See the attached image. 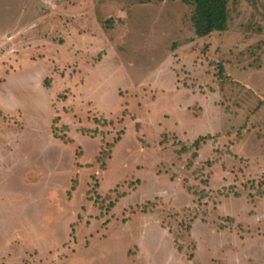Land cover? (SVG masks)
<instances>
[{
    "label": "rangeland",
    "instance_id": "374dc122",
    "mask_svg": "<svg viewBox=\"0 0 264 264\" xmlns=\"http://www.w3.org/2000/svg\"><path fill=\"white\" fill-rule=\"evenodd\" d=\"M226 8L0 0V264H264V0Z\"/></svg>",
    "mask_w": 264,
    "mask_h": 264
},
{
    "label": "trees",
    "instance_id": "16d2710c",
    "mask_svg": "<svg viewBox=\"0 0 264 264\" xmlns=\"http://www.w3.org/2000/svg\"><path fill=\"white\" fill-rule=\"evenodd\" d=\"M145 1H161V0H145ZM185 4H189L193 6V12L192 15L190 17L192 25H193V29H194V34L196 37H205L209 34H211L213 31L215 30H223L224 29V23L226 20V14H227V2L228 0H180ZM122 114L125 115L127 112L125 109L122 110ZM58 117H54L52 122H51V135L57 139L59 142L62 143H69V142H74L72 140V138H70L69 136H67L65 133H67V131L69 130V125L66 122H63L61 124H56V120ZM119 121L121 122L122 120L119 119ZM112 121H109V124H111ZM59 125V127H61V129L63 130L62 134H58L56 132V128ZM82 133H86L87 129L82 128ZM209 138V136H205V135H201L198 136L196 139H194L193 141H185L183 142L182 140H175L174 144L178 145L179 148L176 149L175 153L177 154L178 157H181V155L184 154H188L190 152V156H188L186 158L185 161V169L189 170L192 165H193V158L198 156V148L200 147L201 144H203L207 139ZM117 140H119V138L113 140V142H111L109 144V146L112 148L117 142ZM164 142V141H162ZM166 142H164L165 144ZM169 149V148H168ZM170 150L173 152L172 148H170ZM100 153H102L100 151ZM175 153L174 154V158H175ZM102 154H99L97 156V160H102V158H100ZM178 161L180 165H182L183 161L176 159L174 160V162ZM203 165L204 166H211L213 164V160L211 159H207L205 161H203ZM103 163H101L102 165ZM176 164V163H175ZM174 166V165H173ZM172 166V167H173ZM197 172V169H195L193 171V173ZM172 178V176H171ZM71 188L74 189V184L71 185ZM122 196H125V193L122 194ZM142 211H147L146 209H142ZM178 250L180 251L181 248L178 247Z\"/></svg>",
    "mask_w": 264,
    "mask_h": 264
}]
</instances>
